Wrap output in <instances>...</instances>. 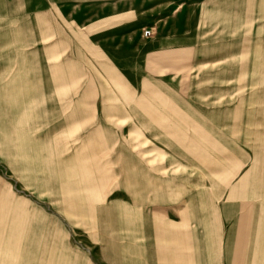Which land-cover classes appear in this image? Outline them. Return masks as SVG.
Returning a JSON list of instances; mask_svg holds the SVG:
<instances>
[{
	"label": "crops",
	"instance_id": "1",
	"mask_svg": "<svg viewBox=\"0 0 264 264\" xmlns=\"http://www.w3.org/2000/svg\"><path fill=\"white\" fill-rule=\"evenodd\" d=\"M0 264H264V0H0Z\"/></svg>",
	"mask_w": 264,
	"mask_h": 264
},
{
	"label": "built area",
	"instance_id": "2",
	"mask_svg": "<svg viewBox=\"0 0 264 264\" xmlns=\"http://www.w3.org/2000/svg\"><path fill=\"white\" fill-rule=\"evenodd\" d=\"M151 33H152V30L150 28L142 29V35H150Z\"/></svg>",
	"mask_w": 264,
	"mask_h": 264
},
{
	"label": "rangeland",
	"instance_id": "3",
	"mask_svg": "<svg viewBox=\"0 0 264 264\" xmlns=\"http://www.w3.org/2000/svg\"><path fill=\"white\" fill-rule=\"evenodd\" d=\"M147 28H149V27H147ZM144 29V28H143Z\"/></svg>",
	"mask_w": 264,
	"mask_h": 264
}]
</instances>
